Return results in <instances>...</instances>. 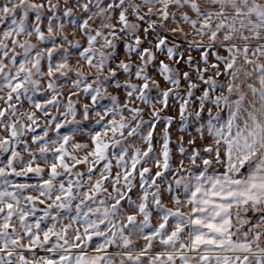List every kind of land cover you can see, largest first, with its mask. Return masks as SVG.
Returning a JSON list of instances; mask_svg holds the SVG:
<instances>
[{"label": "snow or ice", "instance_id": "obj_1", "mask_svg": "<svg viewBox=\"0 0 264 264\" xmlns=\"http://www.w3.org/2000/svg\"><path fill=\"white\" fill-rule=\"evenodd\" d=\"M0 264H264V0H0Z\"/></svg>", "mask_w": 264, "mask_h": 264}]
</instances>
